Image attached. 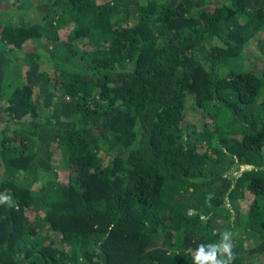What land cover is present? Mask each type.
Instances as JSON below:
<instances>
[{
    "label": "trees",
    "instance_id": "1",
    "mask_svg": "<svg viewBox=\"0 0 264 264\" xmlns=\"http://www.w3.org/2000/svg\"><path fill=\"white\" fill-rule=\"evenodd\" d=\"M2 121L0 264H264V0H0Z\"/></svg>",
    "mask_w": 264,
    "mask_h": 264
},
{
    "label": "clouds",
    "instance_id": "2",
    "mask_svg": "<svg viewBox=\"0 0 264 264\" xmlns=\"http://www.w3.org/2000/svg\"><path fill=\"white\" fill-rule=\"evenodd\" d=\"M212 199H214V194L210 192L205 198L208 207H211ZM0 205L13 207L11 196L0 195ZM201 219L206 220L207 218L201 216ZM233 236L234 233L231 230L225 229L219 233L218 241L198 244L192 255L193 264H233L236 258Z\"/></svg>",
    "mask_w": 264,
    "mask_h": 264
},
{
    "label": "rangeland",
    "instance_id": "3",
    "mask_svg": "<svg viewBox=\"0 0 264 264\" xmlns=\"http://www.w3.org/2000/svg\"><path fill=\"white\" fill-rule=\"evenodd\" d=\"M38 7V6H37ZM35 13V12H34ZM39 15H40V13L37 11V13H36V16H34V18H38L39 17ZM30 47V46H29ZM246 50H245V53H246V57H248V60H250V66H252V65H255L254 64V61H253V53L254 52H256V51H259V46L257 45V41L255 40V39H249L248 40V42H247V44H246ZM251 51V52H250ZM257 64V63H256ZM198 109L195 107L194 109H193V113H191L193 116H195V118L197 119L198 118ZM1 126H3V121L2 122H0V127ZM58 166H60L61 165V161H59V162H57L56 163ZM42 174H44V173H42ZM49 174V173H48ZM40 176H42V175H40ZM240 203H241V207H242V210H245L246 208H247V203H246V201H244V200H241L240 201Z\"/></svg>",
    "mask_w": 264,
    "mask_h": 264
}]
</instances>
